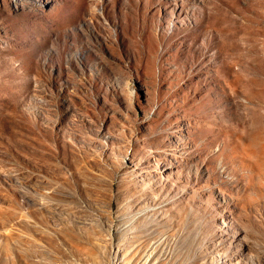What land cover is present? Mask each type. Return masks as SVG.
Returning <instances> with one entry per match:
<instances>
[{"label":"rangeland","instance_id":"rangeland-1","mask_svg":"<svg viewBox=\"0 0 264 264\" xmlns=\"http://www.w3.org/2000/svg\"><path fill=\"white\" fill-rule=\"evenodd\" d=\"M0 264H264V0H0Z\"/></svg>","mask_w":264,"mask_h":264}]
</instances>
